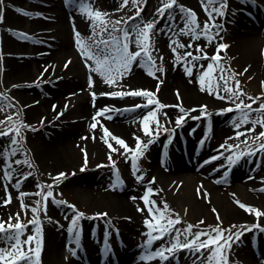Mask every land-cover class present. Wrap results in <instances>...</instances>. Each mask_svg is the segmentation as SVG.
Returning a JSON list of instances; mask_svg holds the SVG:
<instances>
[{"label": "bare ground", "instance_id": "1", "mask_svg": "<svg viewBox=\"0 0 264 264\" xmlns=\"http://www.w3.org/2000/svg\"><path fill=\"white\" fill-rule=\"evenodd\" d=\"M260 1L264 7V0ZM121 2L122 0H84L87 8L106 13V19L110 21L126 19L127 16H131L135 12L131 4L121 9ZM156 2V0H146L144 11L139 17H133L132 20L127 21L123 28L132 32L134 23L139 24L141 21L148 22L155 19L152 11L157 13ZM177 2L186 8H192L197 13L199 22L203 17H208L203 12L204 7L201 0H177ZM240 6L233 14L230 10L231 6L228 7L229 10L226 11V14L218 16L217 19L221 21V17H223L224 22L228 21L227 25H223V27L224 32L229 33L233 42L229 46V54L243 60V67H246L248 74L252 73L258 79L264 75V59L259 62L256 55L252 57L251 50L255 47L254 42H260V48L262 47L264 55V37L261 34L264 32V25L256 36L257 29L254 28L256 25L252 21L253 18L262 20L264 14L260 10L261 6L257 5L254 15L249 10L244 12V17L240 18L236 16V13L242 9ZM117 9L120 10L117 11ZM26 11L34 15L27 17L28 14H23ZM3 15L4 19L0 21V54H2L0 88L2 93H9L10 96L18 100L19 105L23 106V119L25 121L31 120L34 121V125L47 128V135L38 138L33 147L31 145L32 157L35 158L33 160L39 159L45 166L55 167L58 170L73 167L77 161H81L80 148L87 152L88 160L100 158L109 148L102 138L105 135L103 133L105 127L112 134L123 138L130 148L134 147L135 136L144 135L143 117L149 111L163 107L165 109L164 114L172 120L181 113L177 105L182 106L187 111H194L189 109H194L197 106L195 103L197 101L207 104L208 108L222 107L224 99L216 95L213 82L220 75V61L217 62V65L214 63L212 76L206 77L202 86L199 77L207 69V65L213 61L208 63L199 59L193 62L188 60L189 57L186 58L195 65L193 75L189 76L185 70L184 60L177 63L174 59L169 44V35L162 29L165 24L164 20L158 21L154 28L158 36L157 41L154 38V47L160 48L158 53L163 57L162 62L155 59L156 67L159 69L160 64H162L164 70L152 75L143 62L146 58L137 57L122 78L118 77L114 85H109L104 77L95 71L94 61L85 57L80 48L77 47L76 31L78 30L81 39L89 45L93 41L107 38L103 39L107 40V44L100 43L99 47L101 49L107 48L109 51L112 46L109 34L115 35V33L111 27H108L104 33H101L97 27L94 35L93 21L86 12L81 10L78 3L71 2L69 10H66L59 0H36L35 3L29 0H5ZM180 15H177L175 23L171 22L173 23L171 27L178 33H180L178 26L183 24L179 20ZM246 20L250 22L245 23ZM50 22H52L51 25H49ZM17 31L23 32L27 39L19 35ZM130 49L132 51L137 50L135 33L131 38ZM193 53L199 55L198 51H193ZM258 58L261 59L259 55ZM89 64H92L93 67L90 68ZM90 77L94 81L91 87H89ZM209 87L212 88L211 92L207 90ZM137 89L152 91L154 93L153 100L158 99L163 106L158 107L155 102L147 104L146 97L133 95L130 91ZM93 91L97 93L123 91L127 94L113 96V98H109V95H97L93 99L91 95ZM177 91H179V96ZM121 105L140 106L136 107L135 112H132L135 114H131L132 116L125 115L123 112H117L111 116L113 112L111 107ZM96 108H106L107 111L102 117H99L95 115L98 111ZM161 114L163 115L162 112ZM192 114L194 113L192 112ZM199 114L197 112L194 116ZM94 116L95 120L93 119ZM238 118L239 113L221 125L213 120L211 140L237 139L235 133L238 129L235 128L233 121L238 120ZM93 123L97 125L95 128L91 127ZM251 127L252 122H249L241 125L239 131L243 132V129ZM249 133L243 132L241 137H245ZM173 135L176 138L178 130ZM193 140L194 133L192 132L188 142L191 143ZM155 146L151 148L149 154L150 166L146 173V180L150 179L173 202L179 213L190 214L194 211L207 214V205L210 204L209 206L216 207L221 215H229L238 219L247 217L248 211L235 204L236 198L248 205L255 204L253 203V193L256 189V183L245 179V168L237 167L240 172L237 177L239 184L233 186L235 193L232 192V195L226 198L224 194H219L222 192L216 189L209 180L210 177L214 176L219 181H226L227 177L221 178L224 174L221 171H225V168L220 170L206 168L203 174H199L196 170L193 171L192 166H185L178 162L173 169L166 171L160 153L162 145L161 147L158 144ZM197 159L207 166L212 163L204 149L197 156ZM192 160L195 161L196 158L193 157ZM196 164H194L195 168ZM33 168L35 170V167ZM5 170L6 167L2 174ZM13 177L12 173V178L9 181L14 188H17ZM153 177H155L154 181L152 180ZM95 179L81 184L70 179L65 184L82 194L88 203H93V205L102 208V211L107 212L106 216L125 217L130 222L128 225L123 224V243L116 246L119 264H148L149 261L140 260L144 242L140 238L136 239V236L140 235L142 227L146 226L144 219L151 216L148 212V205L140 200L139 184L127 177L126 181L124 180L125 188L123 187L122 192L117 194L115 192L117 189L115 191L111 189L107 177ZM150 195V199L153 200L152 193ZM83 201L85 202V200ZM155 207L156 205H153V208ZM141 208L143 211L138 210ZM51 212L57 215L54 209H51ZM2 213L4 214L0 206V215ZM82 230L84 232L85 228ZM90 237L86 232L81 238L83 240L80 247H87L92 250L97 244V240ZM43 239L42 264H85L82 260L74 259L69 250H64L66 240L56 231L45 233ZM164 240L154 241L153 248L165 244L166 240ZM263 244L259 246L260 254L252 255L246 264H255L259 261V256H264ZM153 261L149 263L158 262L157 260ZM89 264H93V262L89 261Z\"/></svg>", "mask_w": 264, "mask_h": 264}, {"label": "rangeland", "instance_id": "2", "mask_svg": "<svg viewBox=\"0 0 264 264\" xmlns=\"http://www.w3.org/2000/svg\"><path fill=\"white\" fill-rule=\"evenodd\" d=\"M33 3H35L36 0H29ZM61 2V0H59ZM156 8L160 7L161 4L164 2V0H156ZM255 3V5H260V10L264 14V7L260 3H262L260 0H229L228 1V7L231 6V12L232 14L235 13V10L238 9V6L241 5L240 7L243 9L250 8L251 3ZM180 3L177 2V5H174V15L177 17V15H180V9L178 7ZM142 11L143 8L145 7V4L143 3L141 5ZM227 7L226 11L229 10ZM134 11H136V8H133ZM21 11V10H20ZM141 11V12H142ZM203 12H205L203 8ZM27 11L23 14H26ZM153 16L155 18L157 17V13L155 11H152ZM151 13V14H152ZM206 13V12H205ZM31 15H27V17L33 16V13H30ZM141 14V13H140ZM237 16L242 17L243 15H239L236 13ZM218 18V17H217ZM264 18V15H263ZM262 19L261 23L259 19H255L252 21L256 26V36L260 32V28L264 24V19ZM209 17H203V19L200 21L201 26L203 25L204 21L208 20ZM164 20L165 24L162 26L163 31L169 35V44L170 41L174 40L179 37V39L184 43L188 44L191 40V37L188 35H181L180 33L177 32L174 28L171 27L173 23L172 20L168 18L167 11L165 12V15L163 17H160L157 19L158 21ZM53 21V20H52ZM232 22L231 20H229ZM156 22V26H157ZM249 20H246L245 23H249ZM217 23L220 25V29H212V32L214 34V38L209 41L206 37H200L199 39H196L195 41H192L194 45L200 46L199 49L196 47L184 49V48H178L177 51L180 53H183L185 50L189 52L193 51H198L199 55H197L199 58L196 60H203L207 61L208 63L210 61H213V57L215 55H219V61H220V75L214 79V89L219 91L221 93V96L224 95H229L230 93H227L224 89V84L225 81L227 82L228 86L233 88L235 91L237 86H236V81H239L238 87L240 89H243L242 93H239L240 99H243L245 104H248L250 102V98H256L260 97V99L256 100L255 103L251 104V108L253 110L259 109V105L261 102H264V75L261 78H255L254 74H248V71L246 67H243L242 61L237 59L236 56L230 55L229 54V46H231L232 39L229 35V33L224 32V27L223 25H227L228 21H223V17H221V21H218ZM258 23H260V26H258ZM52 22H50L49 25H51ZM179 28L183 27L182 25L178 26ZM177 29V28H176ZM18 32V31H17ZM218 33V34H217ZM19 35L23 36L25 39L26 36L23 35V32H18ZM262 37H264V32L261 33ZM1 35V33H0ZM118 39H121L118 35L119 33H115ZM21 37V39H23ZM260 36V38H262ZM156 41L158 39L157 34L155 33V29L152 31L151 34V55L153 59H157L158 62L161 61V54L158 53L159 47L156 48L154 47L155 39ZM107 39V38H103ZM1 43V42H0ZM207 44V47H206ZM220 44L226 45L225 48H219L218 46ZM254 48L251 50V55L257 56V60L259 62L263 61L264 55L262 52V47L260 48V42L255 43L254 42ZM172 51V50H171ZM259 51V54H258ZM208 53L209 55L207 57L203 56V53ZM173 53V52H172ZM174 54V53H173ZM258 55L261 57L259 60ZM175 56V54H174ZM16 57V56H15ZM146 58V57H145ZM27 59V58H24ZM64 59V58H63ZM2 60V54H0V62ZM186 60V57H185ZM162 62V61H161ZM217 65V62H215ZM162 65V64H160ZM154 72L156 73H161L157 69L156 65L155 68L153 69ZM2 73V67L0 66V75ZM248 74V75H247ZM159 77V75H157ZM255 78V80H253ZM216 81V82H215ZM224 89V90H223ZM223 91V92H222ZM0 93H2L1 88H0ZM235 100L236 97H233ZM197 105H206L205 103L202 102H195ZM230 104V101L225 100L222 104V107H216V108H208L206 111L209 113L208 116H201L200 114L198 116H194L195 113H200V109L198 107H194V109L190 108L189 110H194V111H188V115L185 116L183 122L181 125L177 126L175 124L176 119H172L168 117L166 114H164L165 109L159 108L158 110H155L156 115L158 120L161 122V133L159 136L155 137L153 139V143L149 144L147 149L144 152L143 156H139L137 158V167H138V173L137 174H142L143 179L138 181L136 179V176L133 174V168H132V159H131V152H126L123 148L122 145H119L115 140H113L111 137H107L108 141L119 151H112V149L108 148L106 153L101 156L100 158H93L91 160L87 159V156L85 157V153L87 152L85 150H82L80 148L81 152V161H77V163L73 167H67L63 170H58L55 167H48L41 163L39 159L33 160L35 158L32 157L33 153L31 150V145L33 147L34 144H36V141L38 138H41L43 136H46L48 133L47 128H43L42 126L39 125H34V121H25L23 119L24 115V108L22 105H19L18 100L12 96L9 95V93L4 94L3 96H0V120H4L5 124L0 125V132L4 131L5 125L11 126L8 120H6V117H11L12 120H22L25 122L24 126H22V135L24 139L19 140L18 145H13L11 143V136L13 135L12 133H9L6 136H0V175L2 174L3 169L7 165H11V169L14 170L12 171L13 173V178L15 183L19 182V187L14 188L11 185V182L9 179H3L0 178V206L2 209V215H0V222H3V230L0 231V248L7 249L11 251V243H14V241L9 242L8 240L4 239L5 233H13L15 232L14 227H9V225H15L17 219H19L23 224L26 226L25 232L22 234L21 239L24 241H27V237L30 234H34V228L35 225L32 223H29L33 219V213L31 211V207L35 205V201L38 199H41V197L35 195V193L39 192L41 188H43L44 191H47L46 185L51 184L52 186V191L55 197V200L59 201H67L68 203H56L52 199V197L48 198L47 201V207H46V212L43 211L44 205L41 204V212L39 214L40 218V225L42 228V247H41V253H40V264H42V256L44 253V235L45 233H51L56 231V233L61 234L65 238V248H73L75 247V242L72 238V235L68 231V226L71 222V217L74 215V209L71 207V205H75L76 209L83 211L86 213L84 217H81L78 221V226L83 221L84 219H87L88 224H85L84 226L85 231L84 233H81V238L82 236L87 232V235L91 236L90 238H100L101 235L107 232L114 240H118V237L122 235V226L123 224H129L130 222L125 218V217H115V216H92L91 214L93 213H105V211H102V208L97 207L93 205V203H88L86 201V198L83 197L82 194L78 193L77 191L73 190V188L69 185H66L65 183L68 180H72L76 182L77 184L81 183H86L88 180H92L95 178H101L103 176L109 178L111 180L112 175H115V177L119 178L121 180V183H116V185L112 187H120V190H113L117 194L122 192V188H125L124 182L122 180L127 179V177H130V179L134 182L139 184V189L138 192L142 191L143 189H147L149 187V180H146L147 177V170L150 166V160H149V154L151 152L152 147H156L155 145L160 144L161 142L166 141L168 136L167 134H171L173 138V133L178 129V127L183 126L187 124V127H185L184 133H188L191 131L188 128L194 127L192 130H195L196 133V140L192 143V148L194 149L195 142L199 141V135H203V132H206L209 130V124L212 122V120H216L217 122L222 123L228 121L230 118H232L234 115H237L239 113L238 110L233 109L232 111L228 112H219L218 110L221 108H225ZM243 107V105L241 106ZM64 108V107H63ZM247 111V109H245ZM96 111V109H95ZM120 111V110H119ZM196 111V112H195ZM123 114L125 115H134L135 113L132 114L133 111L131 108L129 109H123ZM163 113V115L161 114ZM192 112L194 114H192ZM16 114V115H13ZM132 114V115H131ZM182 114V113H180ZM179 114V115H180ZM252 119H256L258 116L257 111H252L249 113ZM57 115V114H56ZM58 117V115H57ZM193 117H198V118H193ZM203 118V119H201ZM249 122H252L251 120ZM30 125L31 127H28ZM17 127H21L20 124L16 125ZM149 127L151 129L156 128V124L154 121H149ZM163 128H167L170 131L165 132L163 131ZM104 129V128H103ZM264 131V126L257 124L255 131L250 132L248 135L245 137H237V139H232L228 140V144H236L238 145L237 148L235 149H229L227 147V144H225L226 140H215L212 139L207 141L204 140L203 143H200L202 145V148L208 153V157H217L216 159H211L212 163L207 166L204 165L201 169H196V172H199V174H203V171L208 168L209 170H220L225 168L227 169V164L225 163L226 157L229 153L231 152H236V151H242L246 147H254L255 152L253 154H246L242 157L239 158V160L233 164V167H231V173L228 172V175L226 176V181H219V179H216V177L212 176L209 178L210 183L218 189L220 192V195H225L226 198L232 195V192L235 193L233 190L234 185H238V179L237 177L239 176L240 172L237 169V167H241V169L245 168V179L247 181H255L256 183V189L254 191V202L255 204H251L253 207H258L262 211H264V151H261L259 149V143H264V138H257L255 143H252L253 137H256V134ZM111 132V131H110ZM182 132V134H183ZM104 133V132H103ZM190 133V132H189ZM181 134V133H180ZM114 135V134H113ZM189 135V134H188ZM116 136V135H115ZM141 139L144 142H147L148 139L150 138L149 135H146L144 132L143 136H140ZM167 137V138H166ZM208 137V136H207ZM209 138V137H208ZM247 138V139H245ZM19 139V137L17 138ZM210 139V138H209ZM169 141V139H168ZM243 141V142H242ZM31 144H30V143ZM174 144L179 143V138L175 139L173 142ZM199 142H197L196 145H198ZM225 144V147L221 148L220 145ZM136 146V143L134 144ZM132 147L130 149L135 148ZM14 148H18L19 150L13 153L11 150ZM111 152L112 155V160H115V168L113 167L111 161L109 160V153ZM218 153H224V156H218ZM37 159V158H36ZM85 159H87V163L85 164ZM15 160H27L29 164H15L13 161ZM240 164V165H239ZM31 165V166H29ZM99 165V166H98ZM223 165V167H220ZM83 166V167H82ZM35 167V170L34 168ZM194 170L195 167L193 166ZM34 170V171H33ZM118 170V171H117ZM165 170H168L165 168ZM17 172L20 173H30L28 177L22 178L21 175H17ZM64 173L63 177H57V173ZM222 173H225V171H221ZM231 175V176H230ZM4 176L3 174L1 177ZM224 174L221 176L222 179L224 178ZM53 179H56L58 182L55 184H52ZM22 180V181H21ZM96 180V179H95ZM123 180V181H124ZM126 181V180H125ZM37 185H41V188H38ZM3 186V187H2ZM152 188L155 189V191L152 193V197L154 198L153 200L156 201V207L163 208L164 202H167L169 209L172 211L168 212L166 215L170 217H175L177 215L180 216V220L178 223H176L173 227L175 229H180L181 232L183 233L184 229L186 228L187 225L191 224L193 225V228L191 229L192 233H195L196 231L203 230L205 233H208L211 228H215L217 225L221 229L224 230L225 235L234 233L237 228H240L241 225L244 227H248V231H243L241 229V235L239 239L237 240L235 237H233V242L231 243L230 248H225L224 252L227 256L229 264H246V262L252 257V255L257 254V250H255L252 247V237L254 238L255 236L259 235V241L260 243L264 242V215L260 216L257 218L254 213H247V217L243 219H238L229 215H221L219 213V210L211 205H209L207 208V214H200L198 212H191L190 214H181L178 212V209L174 206L173 202L169 200L164 193L153 183L150 185ZM21 193H25L26 195L23 196V204L27 205L28 207H22L21 206ZM9 194L11 196V200L8 203H4V201L8 200ZM234 196V195H233ZM138 199V198H137ZM85 200V202L83 201ZM208 200V199H207ZM235 199V204L239 206L236 203ZM213 201V200H211ZM52 207V208H50ZM51 209H54L55 212H57V215H54L51 212ZM215 209V211H214ZM59 211V212H58ZM17 213H19V217H17ZM204 213V211H203ZM107 214V212H106ZM219 217V218H218ZM106 219V220H105ZM202 221V223H201ZM83 223V222H82ZM253 224H259L261 225L260 228L256 227H249L250 225ZM234 226V227H230ZM96 228V229H95ZM125 230V229H124ZM148 231L147 226L142 227L141 232L139 233L140 235H135L136 239L140 238L142 242H145L147 239L146 233ZM215 233H213L214 235ZM175 236V231L165 234L162 239H165V244L169 242L171 237ZM123 237V236H122ZM181 239H184L183 236H181ZM201 240L206 239L205 236L200 237ZM83 240V239H82ZM82 240H81V245H82ZM98 240V239H97ZM135 240V239H134ZM138 243V242H136ZM32 248H35V240L31 242ZM98 245V244H97ZM94 247V251H90V253L95 255V250L97 249ZM23 250L27 251L28 249V244L25 243L22 246ZM87 248V247H86ZM215 248V244H211L208 246L206 249H202L200 252H190L188 249H180L178 252L173 256L168 259V261L165 264H201L202 261H207L209 251L211 249ZM80 253V252H79ZM78 253V254H79ZM203 253V255H201ZM197 257H200V259H197ZM0 264H3V261H0ZM14 264H17V262H14ZM18 264H25L24 261L18 262ZM56 264V263H55ZM96 264V263H94ZM255 264H264V256H259V261Z\"/></svg>", "mask_w": 264, "mask_h": 264}, {"label": "snow or ice", "instance_id": "3", "mask_svg": "<svg viewBox=\"0 0 264 264\" xmlns=\"http://www.w3.org/2000/svg\"><path fill=\"white\" fill-rule=\"evenodd\" d=\"M69 2H75L78 3L81 7V10L86 12L89 18L93 21V34H96V28L98 27L101 33H104L107 31L108 27H111L114 33H122L123 40H120L117 38L116 35L109 34V39L112 41L111 50L109 51L107 48L101 49L99 47L100 43L107 44V40L101 39L100 41H93L91 45L85 43L81 37L78 30L76 31V43L77 47L80 48L82 54L87 57L88 59L94 61V67L95 71L99 73L101 76L104 77L106 83L109 85H114L117 81V78L122 76L126 73V71L129 69V67L132 65V63L137 59V57H146V60L143 62L146 64L148 71L150 74L155 75V72L153 69L155 68L156 61L153 59L151 55V34L154 28L156 27L157 19L160 17H163L165 15V12L167 11L168 18L172 20L174 23L176 22V16L174 15V5H177V0H164V2L161 4L160 7L156 9L157 17L153 19L152 21L144 22L141 21L139 24H133L132 28L133 31H128L127 28H121V24H126L127 21L132 20L133 17H139L142 7L141 5L146 2V0H122L121 2V9L131 4L134 8H136V11L133 12L131 16H127L126 19H116L114 21H110L106 19L107 14L103 13L99 10H90L87 8V6L84 4V0H69ZM201 3L205 9V12L207 16L209 17L208 20L204 21L203 25L201 26L197 13L190 7L186 8L184 5L180 4L178 5L181 15L179 17L180 22L183 23V27L179 29L180 34L188 35L191 37V40L188 44H184L179 37L177 36L176 39L170 41V47L172 52L175 54L174 59L177 63H179L181 60H184L185 62V70L186 73L189 76L193 75V67L195 66L193 63H191L188 60H185V57H191L192 61H195L199 57L193 53L185 50L183 53H180L177 51L178 48H192L196 47L199 49L200 46L194 45L192 41H195L196 39H199L200 37H206L209 41H211L214 38V34L212 32V29H220V25L217 23V17L222 16L226 14V9L228 7V0H201ZM5 0H0V21L4 19L3 10H4ZM120 9H117L119 11ZM31 15L30 13H26ZM39 15V13H37ZM97 22H99L97 24ZM135 33V44H136V51H132L130 49V42L133 34ZM218 34V33H217ZM219 48H225L226 45L220 44L218 46ZM95 49V50H93ZM208 53H203V56L207 57ZM160 59H163L161 57ZM219 61V55H215L213 57V63H209L207 65V69L202 72V74L199 77V81L201 85L203 86L205 83L206 77H211L212 73L214 71V63ZM87 62V61H86ZM67 63V62H66ZM89 67H93L92 64H89ZM159 71H163V65H160ZM94 81L89 78V87L92 86ZM239 81H236V90L234 91L233 88L229 87L227 82L225 81L224 89L227 93H230L229 95L220 96L219 91L216 92V95L221 98L230 101V104L225 107L221 108L218 111L219 112H228L232 111L233 109H236L239 111V118L238 120H234V126L238 131L235 133L236 137H240L243 135V132H254L256 125L260 124L264 126V102H261L259 105V109L253 110L251 108V104L255 103L256 100L260 99V97L256 98H250V102L248 104H245L243 99H240L239 93L243 92V89H240L238 87ZM202 90L203 87H202ZM209 92L212 91V88L209 87L207 89ZM133 95H141L143 97L147 98V104H152L155 102V104L158 107H162L160 101L153 100L154 93L147 89H137V90H130ZM126 92L123 91H111L107 93H97L93 91L91 95L93 96V99L97 95H109V96H123L126 95ZM177 95L179 96V91H177ZM0 96H3V93H0ZM233 97H236L234 100ZM243 105V107H241ZM140 105H135L134 107H139ZM55 107V105H54ZM178 108H180V112L182 114L178 115L176 117L175 124L177 126L181 125L183 122L185 116L188 115V111L185 110L182 106L177 105ZM195 107H198L200 109V115L201 116H208L209 113L206 111L207 106L206 105H197ZM247 109V111L245 110ZM107 111L106 108L100 109L96 112V116L101 115L102 112ZM257 111L258 116L256 119H252L250 116V112ZM16 115V114H13ZM198 118V117H193ZM6 120L9 121L11 126L5 125L4 131L0 132V136H6L9 133H12L11 136V143L13 145H18L19 140L24 139L22 135V126H24L25 122L22 120H12L11 117H6ZM95 120V116L93 117ZM154 121L156 124L155 129H151L149 127V121ZM252 121V127L251 128H245L243 129V132L239 131L241 129V125L248 124L249 121ZM5 121L0 120V125H4ZM20 124L21 127H17L16 125ZM97 125L96 123H93L91 125L92 128H95ZM28 127H31L28 125ZM143 131L146 135H149V139L147 142H144L140 136H135L136 139V146L134 149H130L129 145L126 143V141L119 137L113 135L106 127L104 128V137H102L105 140V143L108 144V147L112 149V151H119V149L115 148L107 139V137H111L113 140H115L119 145H122L124 150L126 152H131V159H132V168H133V174L136 176V179L138 181L143 179L142 174L138 173V167H137V158L139 156H143L145 150L147 149L148 145L153 143V139L160 135L161 133V122L158 120L156 112L155 111H149L147 115L143 117ZM163 131L169 132L170 130L167 128H163ZM135 135V134H134ZM19 137V139H17ZM257 138H264V131H261L256 134V137H253L252 143H255ZM172 136L169 135V141H171ZM231 139V138H229ZM247 139V138H245ZM243 142V141H242ZM201 143H203V140H201ZM225 144H227V147L229 149H235L238 147L236 144H228L227 140L225 141ZM225 144H221L220 147H225ZM259 149L261 151H264V143H259ZM18 148H14L11 151L15 153L18 151ZM255 152L254 147H246L242 151H236L231 152L227 155L225 163L228 166H231L235 164L240 157L248 154H253ZM87 154L85 153V157ZM218 156H224V153H218ZM217 157L213 156L210 157V159H216ZM109 160L111 161L113 167L115 168V160H112L111 152L109 153ZM15 164H29L27 160L21 161V160H15L13 161ZM87 163V159H85V164ZM31 166V165H29ZM99 166V165H98ZM83 167V166H82ZM220 167H223L221 165ZM12 170L11 165L6 166V170L4 171L3 175L6 179L12 178ZM118 171V170H117ZM17 175H21L22 178H26L27 175H30V173H20L17 172ZM57 177H63L64 173H57ZM228 175L227 171H225L224 176L226 177ZM264 179V178H262ZM152 180H155V177L152 178ZM58 181L56 179H53L52 184L57 183ZM152 181H149V187L146 189V192L141 199L145 201V203L148 205V212L151 214V216H148L144 219V224L147 226L148 231L146 233L147 239L144 242L143 246V252L140 255L141 261H153L158 260L159 264H165V262L170 258L173 257L178 250L180 249H188L190 252H200L202 249L208 248L209 245L215 244V248L211 249L209 251V255L207 258V261H202L201 264H229L227 256L224 252L225 248H230L231 243L233 242V237H235L237 240L239 239L241 235V229L243 231H248V227H244L241 225L240 228H237L234 233L225 235V232L223 229L217 225L215 228L210 227V231L208 233H205L203 230L196 231L195 233L191 232V229L193 228V225L189 224L184 229L183 233L180 229H175L173 226L179 222L180 216L177 215L175 217H170L166 215L168 212L172 211L169 209L167 202H164L163 208L155 207L153 208V205H156V201L150 199V194L155 191L154 188H152L151 185ZM16 187H19V182H17ZM38 188H41V185H37ZM47 191H44L43 188L35 195L41 197V199H38L35 201V205L31 207V211L33 213V219L29 221V223H32L35 225L34 228V234H30L27 237V241H24L21 239L22 234L26 230L25 224H23L19 219H17L15 225H9V227H14L15 232L13 233H5L4 239L8 240L9 242L14 241V243H11V251L0 248V261H3V264H14V262H20L24 261L25 264H40V253H41V247H42V228L40 225V218L39 214L41 212V204L44 205L43 211L46 212L47 207V201L49 197H52L54 202L56 203H68L67 201H59L55 200L52 186L51 184L46 185ZM21 206L22 207H28L27 205L23 204V196L26 195L25 193H21ZM11 200V196L9 194L8 200L4 201V203H8ZM236 203L241 207L246 209L249 213H254L257 218L264 215V211H262L258 207H253L251 205H248L246 203L241 202L240 200H236ZM71 207L75 210L74 215L71 217V222L68 226V231L70 234H72V238L75 242V247L70 249V252L72 255L76 254L77 249L80 246L81 242V232L78 227V221L81 217H84L86 215L85 212L80 211L76 209L75 205H71ZM143 211V209H138ZM215 211V209H214ZM17 217H19V213L16 214ZM92 216H106V213H93ZM219 218V217H218ZM202 223V221H201ZM234 227V226H230ZM249 227H256L260 228L261 225L259 224H253ZM3 230V222H0V231ZM175 231V236L171 237L168 243L161 244L158 247L153 248V242L160 238L165 236V234H169L171 232ZM213 233H215L213 235ZM181 236L184 237V239H181ZM205 236L206 239L201 240L200 237ZM35 240V248H32L31 242ZM27 243L28 249L27 251L23 250L22 246ZM104 253L107 255L111 252V248L109 247L108 243V234L105 233V240H104ZM203 255V253H201ZM197 259H200V257H197ZM195 264V262H194Z\"/></svg>", "mask_w": 264, "mask_h": 264}]
</instances>
